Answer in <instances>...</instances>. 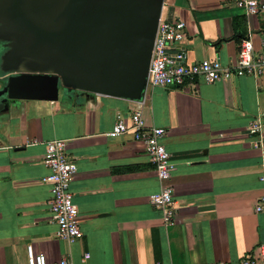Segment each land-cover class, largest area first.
Listing matches in <instances>:
<instances>
[{
  "label": "crops",
  "instance_id": "obj_1",
  "mask_svg": "<svg viewBox=\"0 0 264 264\" xmlns=\"http://www.w3.org/2000/svg\"><path fill=\"white\" fill-rule=\"evenodd\" d=\"M264 3V0H262ZM161 15L184 21L185 60L235 61L250 34L255 52L264 36V12L245 15L231 0H162ZM135 103L93 95L57 101L16 100L0 109V264H26V245L46 264L66 257L80 264H234L264 243V212L255 211L263 184L262 152L246 130L264 111V75L186 87H150L144 94L146 126L165 129L163 145L176 209L164 226L148 196L159 184L141 143L109 138L116 112ZM65 141L76 163L70 182L82 236L55 237L49 186L41 182L43 143Z\"/></svg>",
  "mask_w": 264,
  "mask_h": 264
},
{
  "label": "water",
  "instance_id": "obj_2",
  "mask_svg": "<svg viewBox=\"0 0 264 264\" xmlns=\"http://www.w3.org/2000/svg\"><path fill=\"white\" fill-rule=\"evenodd\" d=\"M162 0H0V109L142 100Z\"/></svg>",
  "mask_w": 264,
  "mask_h": 264
},
{
  "label": "built area",
  "instance_id": "obj_3",
  "mask_svg": "<svg viewBox=\"0 0 264 264\" xmlns=\"http://www.w3.org/2000/svg\"><path fill=\"white\" fill-rule=\"evenodd\" d=\"M245 15H256L264 12L262 0H231ZM185 37L184 21L170 14L167 17L159 15L150 50L146 84L142 100L135 103V107L127 112H116L111 128L105 133L109 138L129 135L136 142L141 143L153 165L155 176L159 184L157 192L148 196L150 204L160 209L162 223L170 225L174 221L175 206L173 188L170 176L174 165L170 153L163 145L165 129L156 126H146L143 120L144 94L150 87H186L194 86L198 82L213 83L225 81L233 76L248 75L259 77L264 75V36L260 37V51L255 52L250 34L247 33L238 44L235 61L229 65H222L219 61L187 62L180 43ZM249 134L254 136V145L264 150V111L257 113L246 127ZM42 164L48 172L40 181L49 186L47 201L51 220L55 223V237L73 242L82 236L78 226V214L72 200L70 182L77 170L76 163L69 160L64 152L65 141L53 138L43 143ZM261 173L258 180L263 184V193L255 204V211L264 212V151L262 152ZM26 264H46L41 253H35L30 244L26 245ZM88 254L84 253L80 264H87ZM56 264H70L66 257H60ZM194 264H225L220 261ZM234 264H264V243L256 247L254 253L246 254Z\"/></svg>",
  "mask_w": 264,
  "mask_h": 264
},
{
  "label": "rangeland",
  "instance_id": "obj_4",
  "mask_svg": "<svg viewBox=\"0 0 264 264\" xmlns=\"http://www.w3.org/2000/svg\"><path fill=\"white\" fill-rule=\"evenodd\" d=\"M163 16V15H162Z\"/></svg>",
  "mask_w": 264,
  "mask_h": 264
}]
</instances>
